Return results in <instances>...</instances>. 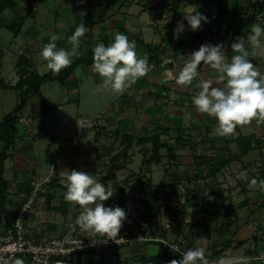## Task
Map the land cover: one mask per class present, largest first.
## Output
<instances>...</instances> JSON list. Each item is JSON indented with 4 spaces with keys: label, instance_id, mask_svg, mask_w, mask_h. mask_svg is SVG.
<instances>
[{
    "label": "crops",
    "instance_id": "1",
    "mask_svg": "<svg viewBox=\"0 0 264 264\" xmlns=\"http://www.w3.org/2000/svg\"><path fill=\"white\" fill-rule=\"evenodd\" d=\"M262 2L11 0L1 8L0 82L10 87L0 85V123L19 106L21 90L26 87L15 86L22 76L53 75L41 82L39 93L30 94L19 111L33 122L26 125L16 121L14 141L4 160L5 211L0 204V228L28 201L32 181L42 182L53 169V176L44 183L47 190L38 194L26 223L29 234L36 238L60 236L66 222L77 219L81 212L78 205L65 201L60 171L76 169L94 175L106 189L114 191L104 202L106 207L125 208L130 202H139L141 207L149 200L143 190L145 182H150L163 195L159 200L163 209L156 213L157 218L161 216V225L169 211L180 218L177 227L164 229L161 234L183 240L189 248L203 247L206 258L217 264L221 258L264 253V189L259 183L250 187L253 178L264 180V123L253 120L238 126L233 135L219 136L214 131L215 118L200 114L192 103L200 90L198 85L204 80L215 81L218 73L201 64L191 84L177 82L187 55L206 40L214 19L226 15L229 18L208 44H223L230 62L238 54L231 50V44L243 37L249 60L264 74V36L262 46L253 49L247 37L257 23L245 18L246 14L257 13ZM81 11L86 15L81 17ZM193 11L208 20L202 21L196 31L185 19ZM177 12L179 18L174 16ZM82 21L88 31L81 38L79 55L73 57V62L80 63L68 75L63 73L72 64L59 74L52 73L40 55L44 45L55 34L60 37L55 42L57 47L70 51L68 37ZM178 21L183 22L185 30L174 38ZM117 33L135 41L138 55H147L149 66L167 52H174V62L150 69L123 94L105 89L101 77L92 71V49L98 43L107 46ZM126 135L132 136V144L125 155ZM156 137L172 147L174 158L162 148L160 160H152ZM4 146L0 141V153ZM189 177L203 180V184L188 187L180 197L178 184ZM171 196L184 202L180 210L170 208ZM65 202V206H59ZM227 208L232 211L226 217ZM152 244L138 243L105 253L101 264L117 260V264H145L139 256L159 253L157 247L148 254ZM160 264L168 262L162 260Z\"/></svg>",
    "mask_w": 264,
    "mask_h": 264
},
{
    "label": "clouds",
    "instance_id": "2",
    "mask_svg": "<svg viewBox=\"0 0 264 264\" xmlns=\"http://www.w3.org/2000/svg\"><path fill=\"white\" fill-rule=\"evenodd\" d=\"M79 15L83 17L86 13L81 11ZM185 19L193 31L200 29L202 21L208 22L207 17L198 11L185 15ZM184 30L183 22L178 21L173 31L174 38H179ZM87 31L83 21L78 24L68 37L70 51L58 48L55 42L60 37L55 34L51 36V42L44 45L40 55L52 73L59 74L72 64L73 57L79 55L81 38ZM251 32L247 40L253 49H258L262 46L264 28L254 24ZM231 50L238 54L233 55L229 62L223 44H202L198 50L187 55L177 81L184 86L191 84L201 64L218 73L215 81L204 80L198 85L200 90L193 96L192 103L200 114L215 118L217 125L214 131L219 136L233 135L238 126L249 125L253 120L264 123V74L249 60L243 37L235 39ZM92 60V71L101 77L103 87L117 95L123 94L150 71L147 55L139 56L135 41H130L123 33H117L114 41L107 46L98 43L92 49ZM60 177V183L66 188L65 201L81 209L76 220L80 228L115 241L127 214L119 206H105L104 202L113 196L114 191L106 189L94 175L85 171L64 169L60 171ZM257 183L264 189V180L258 182L255 178L251 180L250 187ZM173 251L182 258L171 259L168 264H209L203 247L189 248L182 253L173 247ZM260 258L264 259V253ZM251 259L245 256L221 258L219 264H249ZM15 264H23V261L16 260Z\"/></svg>",
    "mask_w": 264,
    "mask_h": 264
},
{
    "label": "built area",
    "instance_id": "3",
    "mask_svg": "<svg viewBox=\"0 0 264 264\" xmlns=\"http://www.w3.org/2000/svg\"><path fill=\"white\" fill-rule=\"evenodd\" d=\"M174 16L179 18L180 14L177 12L174 13ZM228 18L229 15L215 19L211 24L208 35H206V40L201 45L208 44L211 36L224 26ZM245 18H250L259 25H264V0L261 9L257 13L246 14ZM174 57V52L162 54L160 61L150 65V69L163 68L165 65L174 62ZM17 120L26 125L33 122L20 114H18ZM53 174V169H51L42 182H38L36 179L32 181L33 190L28 201L18 210L11 225L5 224L0 228V264H15L16 260H22L23 264H101L105 253H113L125 246L152 241L163 243L178 257H181V255L173 251V247L181 253L189 249L183 240H171L161 234L164 229L178 226L180 220L173 211L164 214L165 219L163 225L159 228L160 232L155 226H152L153 223L147 224V227L132 224L127 227L123 226L115 241L108 240V237L99 234L86 233L76 223L77 219L70 220L60 236L36 238L30 235L26 216L36 206L38 194L47 190L44 183L49 181ZM202 184L203 180L200 179H182L178 184L181 192L180 197H184L183 195L187 193L188 187L194 188L195 185L201 186ZM168 203L171 209L180 210L184 202L171 196ZM260 255L261 253L250 256L252 258L250 261H264L260 258ZM207 260L209 264L218 263L208 257Z\"/></svg>",
    "mask_w": 264,
    "mask_h": 264
},
{
    "label": "trees",
    "instance_id": "4",
    "mask_svg": "<svg viewBox=\"0 0 264 264\" xmlns=\"http://www.w3.org/2000/svg\"><path fill=\"white\" fill-rule=\"evenodd\" d=\"M11 0H0V9L3 8L7 3H9ZM33 1V0H32ZM220 17V15H219ZM217 19V18H215ZM214 19V20H215ZM21 21H19L20 23ZM79 60H76L72 63V65L70 66L69 69L64 71V75H68L70 72L73 71V69L79 64ZM26 73V71L24 72ZM23 73V74H24ZM63 74L61 76H58V78L63 77ZM53 74H49L46 76H38V75H31V76H22L18 82V84L15 86L16 88H23V90H21V100L19 103L18 108L16 109V111L12 114H9L8 116H6L4 118V120L0 123V141H4L5 146L3 151L0 153V205L1 209L3 211V199H4V192H5V187H6V181L3 178V170H4V160L6 158L7 155V151L10 148V146L12 145L13 141H14V137L13 134L16 131V121H17V117L19 114V111L21 110V108L24 106L27 98L29 97L30 94H35V93H39V86L41 84V82L45 79V78H51ZM0 85L2 86H6V87H10L6 84H3L0 82ZM132 136H125L124 139L126 141V145L123 148L122 153L125 154L129 148L131 147L132 144ZM162 148H167L168 154L170 157L174 158L175 156L172 155L173 154V149L172 147H170L167 143H163V142H159L158 137L155 138L154 140V148H153V158L152 160L154 161H159L160 160V149ZM126 155V154H125ZM144 163H150V160H144ZM113 171V168L111 169ZM111 170L110 173L107 174V177H111ZM187 179H190L187 178ZM144 194L146 196L149 197L148 202H146L145 204H143V207H145L148 211L147 213H145V216H148L151 218L152 213L154 212V210H157V202H160L159 200L161 198H163V195H161V192L156 191L152 188V184L149 182H145L144 184ZM163 194V193H162ZM156 203V204H155ZM67 203H62L59 206L63 207L65 206ZM63 205V206H62ZM50 205H48L49 207ZM144 208V209H145ZM56 209V208H55ZM163 209V202L160 204V206L158 207V211H162ZM232 211V208H227L226 211V217L229 215V213ZM14 218H10L8 216V223L7 225H11L13 222ZM147 243H155L158 245V250L159 253L157 255H152V256H146V255H142L138 257V260L144 262L145 264H160L162 260L165 261H170L171 259H181L182 257H178L176 255H174L168 247H166L163 243L161 242H157V241H152V242H147Z\"/></svg>",
    "mask_w": 264,
    "mask_h": 264
},
{
    "label": "rangeland",
    "instance_id": "5",
    "mask_svg": "<svg viewBox=\"0 0 264 264\" xmlns=\"http://www.w3.org/2000/svg\"><path fill=\"white\" fill-rule=\"evenodd\" d=\"M133 195H134V194H132V196H133ZM166 199H167V198H166ZM161 203H162V202H157V204H158V206H157V210L154 211L153 215H152L151 218H150V217L145 216V215H144V216H141V214H145V213L148 212V211H146L147 209H146L145 207H143V205L140 207L139 202H130V203H129V204H130L129 206L123 208V209H125V212H126V214H127V218H126V220H125L123 226L127 227V226H130V225H132V224H138V225L144 226V225H147V224H149V223H153L152 226H155V227L159 230V232H160V229H159V228L162 226V225H161V224H162V222H161V216H159V217L157 218L156 213H160V212H158V207L160 206ZM155 204H156V203H155ZM164 204H166V202H164ZM144 208H145V209H144ZM176 216L179 217V214L176 213ZM164 219H165V218H164ZM71 220H72V219H71ZM179 220H180V218H179ZM69 221H70V220H69ZM69 221H68V222H69ZM68 222H66V224H67ZM66 224H65V225H66ZM147 226H148V225H147ZM147 245H150V244H147ZM152 245H153V246L149 247V252H148V254L153 253L154 250H156L157 247H158V245L155 244V243H153ZM117 262H120V261L117 260V261L114 262L113 264H117Z\"/></svg>",
    "mask_w": 264,
    "mask_h": 264
}]
</instances>
